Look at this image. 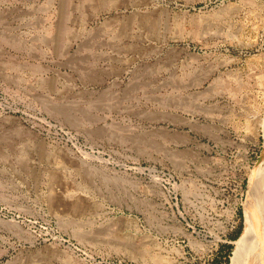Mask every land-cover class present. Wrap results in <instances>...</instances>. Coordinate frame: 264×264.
Masks as SVG:
<instances>
[{"label": "rangeland", "instance_id": "rangeland-1", "mask_svg": "<svg viewBox=\"0 0 264 264\" xmlns=\"http://www.w3.org/2000/svg\"><path fill=\"white\" fill-rule=\"evenodd\" d=\"M262 120L264 0H0V264H229Z\"/></svg>", "mask_w": 264, "mask_h": 264}, {"label": "bare ground", "instance_id": "bare-ground-1", "mask_svg": "<svg viewBox=\"0 0 264 264\" xmlns=\"http://www.w3.org/2000/svg\"><path fill=\"white\" fill-rule=\"evenodd\" d=\"M262 121L264 124V120ZM198 144L208 147V144L205 143L198 142ZM262 151L264 161V148ZM205 159L207 160V158ZM196 160L198 161L197 158ZM260 167V172H258V166L251 171L248 198L244 205V226L240 235L234 240L235 247L229 264H260V260L264 255V164ZM186 171H192L191 166L187 165ZM167 214L170 215L173 221L180 223L176 212L171 214L167 211Z\"/></svg>", "mask_w": 264, "mask_h": 264}, {"label": "trees", "instance_id": "trees-1", "mask_svg": "<svg viewBox=\"0 0 264 264\" xmlns=\"http://www.w3.org/2000/svg\"><path fill=\"white\" fill-rule=\"evenodd\" d=\"M230 250H232V246H230Z\"/></svg>", "mask_w": 264, "mask_h": 264}]
</instances>
